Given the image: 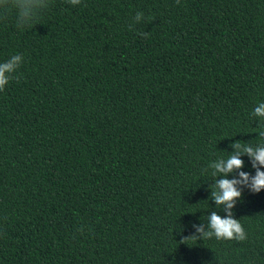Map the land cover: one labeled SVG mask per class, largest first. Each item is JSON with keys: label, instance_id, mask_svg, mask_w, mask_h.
I'll list each match as a JSON object with an SVG mask.
<instances>
[{"label": "trees", "instance_id": "1", "mask_svg": "<svg viewBox=\"0 0 264 264\" xmlns=\"http://www.w3.org/2000/svg\"><path fill=\"white\" fill-rule=\"evenodd\" d=\"M14 54L0 264H264V190L232 209L246 241H184L227 215L203 169L256 143L264 0H51L31 28L0 19V62Z\"/></svg>", "mask_w": 264, "mask_h": 264}, {"label": "clouds", "instance_id": "2", "mask_svg": "<svg viewBox=\"0 0 264 264\" xmlns=\"http://www.w3.org/2000/svg\"><path fill=\"white\" fill-rule=\"evenodd\" d=\"M51 0H0V19H6L9 14H14L16 27L20 30L31 28L33 25L39 24L40 15L48 9ZM72 6L81 4V0H65ZM179 4L180 0H176ZM145 16L143 12H137L132 18L129 25L133 29L135 25L144 22ZM142 38H147L149 33H138ZM23 56L14 54L4 62H0V92L4 91L9 84L10 79H15L14 74L23 63ZM252 117L259 122L254 133H257L256 143L241 142L239 140L231 144L234 149L227 158H219L211 161L207 168L203 169L207 172L211 169V175L215 178V183L211 184L210 197L215 202L217 208H222L227 214L225 217L212 211L207 216V225L204 223L193 225L195 234L187 237L195 240H211L217 241H238L243 242L248 239L247 233L242 226L240 220L233 218L232 209L236 202L242 196V188H248L252 193H259L264 190V102L258 103L251 112ZM250 159L252 168L255 169V175L240 171L244 167L242 156ZM235 178L229 179L230 174H237ZM217 177H223L217 179ZM82 231V229H81Z\"/></svg>", "mask_w": 264, "mask_h": 264}]
</instances>
